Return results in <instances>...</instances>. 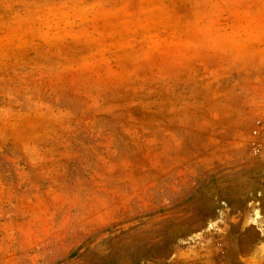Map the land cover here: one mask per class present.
I'll list each match as a JSON object with an SVG mask.
<instances>
[{
    "label": "rangeland",
    "instance_id": "1",
    "mask_svg": "<svg viewBox=\"0 0 264 264\" xmlns=\"http://www.w3.org/2000/svg\"><path fill=\"white\" fill-rule=\"evenodd\" d=\"M264 0H0V264H264Z\"/></svg>",
    "mask_w": 264,
    "mask_h": 264
},
{
    "label": "built area",
    "instance_id": "2",
    "mask_svg": "<svg viewBox=\"0 0 264 264\" xmlns=\"http://www.w3.org/2000/svg\"><path fill=\"white\" fill-rule=\"evenodd\" d=\"M256 123L261 128V130H262V133H261L262 134V138H264V115L262 116V118L257 120Z\"/></svg>",
    "mask_w": 264,
    "mask_h": 264
}]
</instances>
